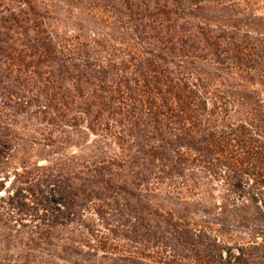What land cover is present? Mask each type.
<instances>
[{
  "label": "trees",
  "instance_id": "1",
  "mask_svg": "<svg viewBox=\"0 0 264 264\" xmlns=\"http://www.w3.org/2000/svg\"><path fill=\"white\" fill-rule=\"evenodd\" d=\"M260 4L0 0V264H264Z\"/></svg>",
  "mask_w": 264,
  "mask_h": 264
},
{
  "label": "rangeland",
  "instance_id": "2",
  "mask_svg": "<svg viewBox=\"0 0 264 264\" xmlns=\"http://www.w3.org/2000/svg\"><path fill=\"white\" fill-rule=\"evenodd\" d=\"M261 1V0H260ZM264 1V0H262ZM258 9V12H261V13H264V4H260L259 7L257 8ZM15 128L17 130H19L22 134H26V133H32V122L27 119H20L18 122H17V125H15ZM22 155L19 154L17 156V158H21ZM31 161H32V155L30 157ZM8 185V184H6ZM166 196H164V192H163V188L159 189V191H157L156 193V198L154 199V203L160 207L161 209L163 210H166V211H173V207L168 204L167 200H163V198H165Z\"/></svg>",
  "mask_w": 264,
  "mask_h": 264
}]
</instances>
